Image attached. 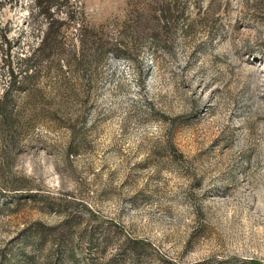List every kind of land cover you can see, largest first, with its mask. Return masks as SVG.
Listing matches in <instances>:
<instances>
[{"label":"rangeland","instance_id":"1","mask_svg":"<svg viewBox=\"0 0 264 264\" xmlns=\"http://www.w3.org/2000/svg\"><path fill=\"white\" fill-rule=\"evenodd\" d=\"M51 4L0 0V264H264V0Z\"/></svg>","mask_w":264,"mask_h":264},{"label":"trees","instance_id":"2","mask_svg":"<svg viewBox=\"0 0 264 264\" xmlns=\"http://www.w3.org/2000/svg\"><path fill=\"white\" fill-rule=\"evenodd\" d=\"M52 1L53 0H35V5L39 8L38 10H40L41 13H43L47 17L51 18V15H53V13L51 12V8H52V4L51 3H52ZM54 24H55V22L53 21L52 25H54ZM21 60H26V58L22 57Z\"/></svg>","mask_w":264,"mask_h":264}]
</instances>
